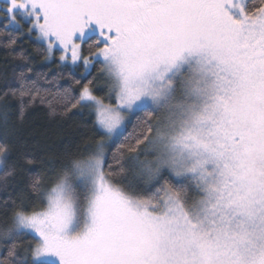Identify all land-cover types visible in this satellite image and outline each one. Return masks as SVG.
<instances>
[{
	"label": "snow or ice",
	"instance_id": "snow-or-ice-1",
	"mask_svg": "<svg viewBox=\"0 0 264 264\" xmlns=\"http://www.w3.org/2000/svg\"><path fill=\"white\" fill-rule=\"evenodd\" d=\"M0 22L6 47L27 25L107 87L47 101L89 106L102 135L6 197L0 264H264V0H0ZM32 71L10 89L20 119ZM10 155L5 177L36 163Z\"/></svg>",
	"mask_w": 264,
	"mask_h": 264
},
{
	"label": "trees",
	"instance_id": "trees-1",
	"mask_svg": "<svg viewBox=\"0 0 264 264\" xmlns=\"http://www.w3.org/2000/svg\"><path fill=\"white\" fill-rule=\"evenodd\" d=\"M7 37L3 22H0V142H6L10 146V162H21V156L29 154L35 157L36 163L26 165L23 171L17 169L14 175L8 177L0 171V223L11 215L10 211L5 215L7 210L3 207V201L8 195L18 193L30 175H50L66 163L71 155L94 147L95 141L102 135V131L94 126V115L89 106L81 104L71 111H65L62 103L53 102L49 106L47 101L52 100L53 96L59 98L65 89L69 90L70 96L78 98L82 86L89 81L95 95L106 99L107 92L101 64L94 63L91 70L85 73L82 65L71 68L61 63L59 52L50 60H45L38 52L35 36L28 35L27 25L21 34L16 35L15 45L6 47ZM25 64L33 69L29 76L37 82L44 102L38 97L35 103L27 106L23 119H20L18 97L13 96L10 89L19 86L17 74ZM5 111L9 114L7 124L3 120ZM140 116L142 118L144 114L141 113ZM136 123L137 119L134 117L122 136L114 138V143L109 141L112 152L125 143ZM128 179H132L131 175ZM5 183L7 191L3 187Z\"/></svg>",
	"mask_w": 264,
	"mask_h": 264
},
{
	"label": "rangeland",
	"instance_id": "rangeland-1",
	"mask_svg": "<svg viewBox=\"0 0 264 264\" xmlns=\"http://www.w3.org/2000/svg\"><path fill=\"white\" fill-rule=\"evenodd\" d=\"M59 56H60V53H59ZM59 56H58V58H59ZM66 65H69L71 68H75L74 66H72L71 64H70V62L68 63V64H66ZM79 65H82V67H83V69H84V72L85 73H87V72H89L90 70H91V68H89V69H85V66L83 65V62L81 61V62H79ZM103 75V74H102Z\"/></svg>",
	"mask_w": 264,
	"mask_h": 264
}]
</instances>
